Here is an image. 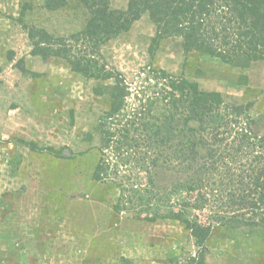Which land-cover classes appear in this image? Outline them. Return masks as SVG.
<instances>
[{
  "label": "rangeland",
  "instance_id": "rangeland-1",
  "mask_svg": "<svg viewBox=\"0 0 264 264\" xmlns=\"http://www.w3.org/2000/svg\"><path fill=\"white\" fill-rule=\"evenodd\" d=\"M127 4L111 1L113 8ZM23 5L28 23L55 35L78 31L86 17L79 9L48 10L44 0H0V264H169L172 258L194 255L195 238L183 223L142 218L146 201L140 206L138 194H147L150 186L134 159L144 157L147 149L115 151L124 121L111 125L117 133L105 150L109 177L94 175L102 157L101 135L94 127L108 109L115 79L90 78L74 72L64 59L32 55L28 32L18 21ZM155 34L145 14L100 48L106 67L122 73L130 85L131 106L150 104L148 97L158 94L156 81L148 79L150 67L162 68L204 89L254 100L255 128L264 132V60L230 65L188 55L178 36L164 38L152 55ZM21 58L34 73L18 68ZM21 139L55 150L33 151ZM126 154L132 162L121 165L120 156ZM162 182L171 187V181ZM133 183L135 193L129 189ZM209 203L191 216L209 221L222 201ZM207 243L208 264H264L262 227L217 226Z\"/></svg>",
  "mask_w": 264,
  "mask_h": 264
},
{
  "label": "trees",
  "instance_id": "trees-1",
  "mask_svg": "<svg viewBox=\"0 0 264 264\" xmlns=\"http://www.w3.org/2000/svg\"><path fill=\"white\" fill-rule=\"evenodd\" d=\"M111 1L44 0V7L51 11L79 9L84 13V25L70 35H55L28 23L27 5L22 6L18 21L28 32L32 55L64 59L74 72L90 78L115 79L108 109L94 127L101 135L102 150L94 175L109 177L111 163L105 150L117 133L111 125L124 121L115 151L147 149L144 157L134 159L150 186L147 194H138L140 206L146 201L142 218L180 221L198 247L194 255L183 261L172 258L169 264H208L207 242L217 226L264 228V132L255 128L254 100L241 101L204 89L184 75L150 67L148 79L156 81L158 94L148 97L147 107L135 108L127 101L130 85L122 73L106 67L100 48L148 14L156 26L152 55L164 38L178 36L188 55L199 53L230 65L236 60H264V0H127L125 9L113 8ZM18 68L34 73L24 58ZM132 131L140 136L131 137ZM21 142L33 151L55 150L32 140ZM130 162L127 154L120 156L121 165ZM162 179L171 181V187ZM123 184L116 186L124 188ZM134 184L129 188L133 193L139 191ZM173 196L176 202L166 206ZM155 200L160 202L152 205ZM209 201H222L219 213L207 222L191 216L193 209L203 210Z\"/></svg>",
  "mask_w": 264,
  "mask_h": 264
}]
</instances>
